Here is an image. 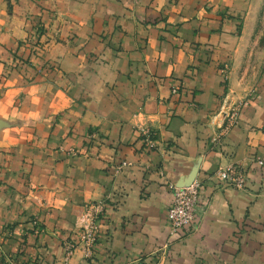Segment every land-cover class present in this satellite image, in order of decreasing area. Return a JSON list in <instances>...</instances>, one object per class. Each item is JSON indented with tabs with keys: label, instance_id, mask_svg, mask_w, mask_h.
I'll return each instance as SVG.
<instances>
[{
	"label": "crops",
	"instance_id": "obj_1",
	"mask_svg": "<svg viewBox=\"0 0 264 264\" xmlns=\"http://www.w3.org/2000/svg\"><path fill=\"white\" fill-rule=\"evenodd\" d=\"M253 1L42 0V20L60 25L50 52L69 77L8 82L6 92H24V114L0 106L10 122L0 123V149L13 151L0 152V247L64 264L55 233H71L78 206L106 196L110 219L94 258L76 254L71 264H142L155 251L165 264H264V167L252 161L264 158V72L248 79L264 45L249 28L255 14L245 15ZM8 3L0 0V48L12 49L37 6ZM233 109L238 123L224 131ZM139 126L155 131L154 147ZM60 145L84 154L70 158ZM234 164L249 169L245 189L210 178ZM22 170L53 206L39 238L25 236L36 207L21 200ZM192 177L202 182L194 228L169 243L173 187Z\"/></svg>",
	"mask_w": 264,
	"mask_h": 264
},
{
	"label": "rangeland",
	"instance_id": "obj_2",
	"mask_svg": "<svg viewBox=\"0 0 264 264\" xmlns=\"http://www.w3.org/2000/svg\"><path fill=\"white\" fill-rule=\"evenodd\" d=\"M11 1L12 0H10V3H8V7L12 9L14 6L12 5ZM33 2H36L37 9H34L33 13L27 16L26 22L28 29L25 28L28 33L27 36L19 37V40L17 42L18 44L15 48L10 49L6 46L0 48V106H10L9 110L16 112L17 118L21 120L23 119L22 116L24 114V92H18L16 95H12L15 93L11 91H9L10 93L6 92L5 90L11 89V87H15L14 85H10L8 83L10 80V82H13L15 78H17L23 85H27V83L30 82H37L38 80L57 84V77L62 76L64 77V79L65 77H69V73L66 72V70H64L61 66L59 54L55 53L54 56L58 58L56 59L55 57H53V54L49 49L52 43L61 41L59 37L55 36L56 33L60 32V25H58L59 27H56L54 25L51 26L50 22L49 26H47V24L42 20V17L39 13H45L42 0H33ZM247 12L245 15L249 13L255 14L253 23H251L249 27L253 31V39H259L260 44L264 45V0H254ZM55 13L56 10H51V17L49 18V21L56 18L57 13ZM61 16L63 17V15ZM63 24L68 25L69 22H65V20H63ZM243 27L244 24L241 25L240 29H242ZM55 28L57 29L55 30ZM263 72L264 59L259 68L257 66L254 70H251L249 72L248 79L252 81L257 80ZM62 73L64 75H62ZM70 85L71 83L68 84V86ZM19 86L22 85L20 84ZM252 89H250L248 92H252ZM250 95L251 94H249L248 97H250ZM10 96H14L13 98H15L16 101L14 99L13 100L15 102L8 99ZM240 101H242V99ZM240 104L241 103L238 104L237 108H239ZM0 123L4 125L6 123L10 124V122H7L6 120L1 118ZM89 135L93 136L94 133L91 132V134ZM58 150L60 152H63L70 158L84 154L82 152V149L76 146L60 145L58 147ZM0 152L9 154L13 153V151H8L5 149H0ZM86 153H88V151H86ZM22 160L26 159L23 158ZM121 165L123 166V164ZM119 168L120 167H118V169ZM22 171L23 175L27 174V190L25 191V194L22 193L23 196H21V200H31L36 207L35 211L27 217L25 222H23L28 223L25 236H33L39 238L45 233H48L46 228V218L53 211V206L48 204L39 195L34 196L33 193L37 190V185L32 179L31 172L25 170ZM0 184L4 185L2 183ZM107 201L108 198L106 196L99 199L85 201L77 208V211L75 213L76 217L74 222V229L71 231V233H55V235L53 234L54 236H59L58 242L61 249L62 262L64 264H71V260L75 257L76 254H80L82 260L85 263L94 258L97 245L103 235V223L105 220L110 219ZM92 225H96L98 228L92 231ZM5 229L7 232H9V234H11L13 231L12 224H7ZM89 233L94 234V240H92V237L91 235H89ZM170 248L171 246L166 249L170 250ZM156 252L157 251H155V253L153 254V256L156 258L155 260L144 262L141 261L142 264H165V262H163L161 259H158ZM0 261L3 264H12L13 262L39 264L35 263L34 260L27 259L21 251H18V253H9L2 247H0Z\"/></svg>",
	"mask_w": 264,
	"mask_h": 264
},
{
	"label": "built area",
	"instance_id": "obj_3",
	"mask_svg": "<svg viewBox=\"0 0 264 264\" xmlns=\"http://www.w3.org/2000/svg\"><path fill=\"white\" fill-rule=\"evenodd\" d=\"M223 72L228 74V68L225 67ZM173 93H178V88H173ZM238 123V114L235 109L232 110L229 116V122L224 128L227 131L229 127ZM138 130L143 136V140L147 147H154L155 131L147 126H139ZM225 134V133H224ZM220 137V136H219ZM219 137L214 138V141H218ZM253 163L260 167H264V158L254 157ZM123 165L126 163L123 162ZM249 169L242 165L234 164L227 168H221L217 170L210 178H216L220 180L224 185L231 186L240 190L246 188L248 180ZM202 190V182L195 178L192 182H189L183 186L173 187V202L169 207L167 219L169 224V243L175 239H181L184 237L182 233L185 230H193L196 221L197 206L199 203ZM92 231L97 229L96 225H92ZM92 240L95 239L93 233H89ZM168 246V243L166 244ZM12 264H25L21 262H13Z\"/></svg>",
	"mask_w": 264,
	"mask_h": 264
},
{
	"label": "water",
	"instance_id": "obj_4",
	"mask_svg": "<svg viewBox=\"0 0 264 264\" xmlns=\"http://www.w3.org/2000/svg\"><path fill=\"white\" fill-rule=\"evenodd\" d=\"M194 179H195V178L192 177L187 183L192 182ZM187 183H186V184H187ZM184 185H185V184H184ZM182 186H183V185H182Z\"/></svg>",
	"mask_w": 264,
	"mask_h": 264
}]
</instances>
